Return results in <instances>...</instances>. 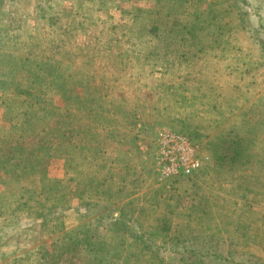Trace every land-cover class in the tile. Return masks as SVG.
Returning a JSON list of instances; mask_svg holds the SVG:
<instances>
[{"label":"rangeland","instance_id":"rangeland-1","mask_svg":"<svg viewBox=\"0 0 264 264\" xmlns=\"http://www.w3.org/2000/svg\"><path fill=\"white\" fill-rule=\"evenodd\" d=\"M237 7L0 0V264H94L71 240L89 232L103 264H181L193 235L264 264V0ZM168 131L200 166L162 174ZM108 214L160 253L101 227Z\"/></svg>","mask_w":264,"mask_h":264},{"label":"trees","instance_id":"trees-1","mask_svg":"<svg viewBox=\"0 0 264 264\" xmlns=\"http://www.w3.org/2000/svg\"><path fill=\"white\" fill-rule=\"evenodd\" d=\"M240 0H232L233 4L236 5L237 7V2H239ZM238 9V14L240 15L241 19H242V23L243 26L246 27V30L249 31V33L251 34V36L253 35V37L256 39V35L255 33L252 32V27L251 22H250V18L251 16L254 15V12L249 10V9H239V7H237ZM257 30V28H255ZM261 42H263L261 40ZM261 47L264 48V43H262ZM264 53V50H262ZM121 213V211L119 212V214ZM109 215V214H108ZM103 215H97L94 218V224L99 227L101 226V221H99V219L102 218ZM110 216V215H109ZM111 218H113L112 221L106 222L103 226L105 229H107V231L110 230L111 233H114L115 231H126L127 234L132 238V240H137L140 241L139 243L140 248L141 249H146L149 252H152L153 254H159V245L158 243L154 244L152 242L151 239H147V240H143L142 239V234H138L137 231L134 232L130 229H125V226L123 225V223H120L118 219L114 220V217L110 216ZM164 225H162L161 227H159V229H157L156 231H151V237L154 239L155 238H159L160 240H162L163 237V227ZM63 229V228H62ZM80 231L76 228V229H71V231H67V232H63L62 236L65 235H73L77 234ZM91 231L94 233L96 230L95 229H91ZM72 232V234H71ZM89 237H93L91 236V232H89L88 234H82L81 237H76V240H73V238H71V240L74 242H72V244H77L80 243L82 244V246L84 247L85 253L87 254H91L90 255V260H94V264H103L105 263L104 258L108 256H104V253L106 252L108 246H107V240L106 238L103 240L101 238H96L95 240L89 239ZM177 240H180L179 238ZM182 242V246L179 248L180 250V256H179V262H181V264H216L219 263L221 260L229 263V264H246L247 262L241 258L238 257L239 254L236 253L235 250L231 249L229 247V244H232L231 241H229V244L227 245L228 248H226L225 251L220 252L218 251V248L220 247V245H222V242L219 241L217 238H213L210 236H204V235H193L191 236V238H183V240H180ZM187 242V243H186ZM158 246V247H157ZM219 246V247H218ZM113 249H117L118 247L112 246ZM57 253L59 254H64L65 253V248H62L60 250H55L52 249V253ZM236 254V258L235 255ZM163 258V257H161ZM106 260V259H105ZM107 261V260H106ZM108 264H112L111 260L108 259ZM169 264H177L174 263L173 261H169ZM180 264V263H178ZM251 264H255V261H251ZM260 264V262L258 263Z\"/></svg>","mask_w":264,"mask_h":264},{"label":"built area","instance_id":"built-area-1","mask_svg":"<svg viewBox=\"0 0 264 264\" xmlns=\"http://www.w3.org/2000/svg\"><path fill=\"white\" fill-rule=\"evenodd\" d=\"M158 141V161L163 175L175 176L200 166L201 159L194 154L195 145L187 137L168 131L162 133Z\"/></svg>","mask_w":264,"mask_h":264}]
</instances>
